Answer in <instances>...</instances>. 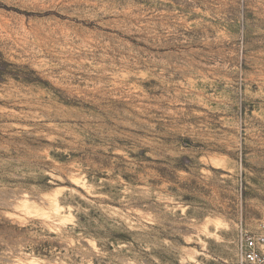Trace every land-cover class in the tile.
<instances>
[{
    "label": "rangeland",
    "instance_id": "rangeland-1",
    "mask_svg": "<svg viewBox=\"0 0 264 264\" xmlns=\"http://www.w3.org/2000/svg\"><path fill=\"white\" fill-rule=\"evenodd\" d=\"M264 223V0H0V264H238Z\"/></svg>",
    "mask_w": 264,
    "mask_h": 264
},
{
    "label": "built area",
    "instance_id": "built-area-1",
    "mask_svg": "<svg viewBox=\"0 0 264 264\" xmlns=\"http://www.w3.org/2000/svg\"><path fill=\"white\" fill-rule=\"evenodd\" d=\"M238 264H264V223L251 233L243 234L237 244Z\"/></svg>",
    "mask_w": 264,
    "mask_h": 264
}]
</instances>
